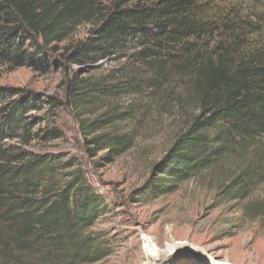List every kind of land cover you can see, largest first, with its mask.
<instances>
[{
    "label": "trees",
    "instance_id": "obj_1",
    "mask_svg": "<svg viewBox=\"0 0 264 264\" xmlns=\"http://www.w3.org/2000/svg\"><path fill=\"white\" fill-rule=\"evenodd\" d=\"M101 2L0 0V72L25 66L49 71L52 54L82 22L95 25L85 39L64 45L60 55L68 63L96 62L130 47H140L145 58L166 49L168 68L159 72L190 78L197 113L154 164L151 180L133 191L134 199L149 201L191 178L218 174L219 198L249 199L242 213L264 225V198L250 200L264 184V44L221 43L195 53V41L214 26L199 0ZM148 27L155 31L145 32ZM101 90L68 72L66 101L0 85V264H96L112 255L110 240L93 230L106 208L102 195L80 169L70 170L72 158L32 149L34 140L62 137L57 108L69 104L79 111L106 94ZM79 120L87 149L109 148L108 161L134 144L132 131L99 132V119Z\"/></svg>",
    "mask_w": 264,
    "mask_h": 264
},
{
    "label": "rangeland",
    "instance_id": "obj_2",
    "mask_svg": "<svg viewBox=\"0 0 264 264\" xmlns=\"http://www.w3.org/2000/svg\"><path fill=\"white\" fill-rule=\"evenodd\" d=\"M112 1L102 0L101 4L107 7ZM199 2L203 17L214 26L209 34L195 41V53L209 51L221 43L239 44L242 48L264 44V0ZM94 25V22L80 23L59 44L60 50L51 56L53 64L49 71L28 66L13 71L3 68L0 85L25 87L66 101L68 72L70 78L86 79L106 93L93 97L96 101L85 102L86 106L79 111L69 104L57 108L56 124L62 137L52 142H32V149L37 152L63 153L65 159L72 158L75 164L70 170L80 169L104 198L106 208L93 230L104 233L113 253L96 264H264V225L242 213L249 199L219 198L218 174L210 180L191 178L180 183L174 192L149 201L134 199L133 191L151 180L154 164L197 113V101L190 78L161 76L160 67L167 69L169 63L166 49L156 48V54L149 52L148 58L138 54L140 47H130L96 62L64 60L60 55L64 45L88 37ZM149 31L155 29H145ZM79 116L86 124L99 119L103 126L99 132L132 131L134 144L113 161L105 158L109 148L92 154L87 149V135ZM229 175L227 172L222 178ZM259 198H264V184L253 192L250 200ZM147 236L153 239L158 253L149 255L144 242ZM174 245L178 248L173 252H164Z\"/></svg>",
    "mask_w": 264,
    "mask_h": 264
},
{
    "label": "bare ground",
    "instance_id": "obj_3",
    "mask_svg": "<svg viewBox=\"0 0 264 264\" xmlns=\"http://www.w3.org/2000/svg\"><path fill=\"white\" fill-rule=\"evenodd\" d=\"M144 242H146V244H145V246H146V248H147V250H148V253H149V255H151V254H156V253H158L159 251H158V248L156 247V244L154 243V241H153V239L151 238V237H146L145 238V241ZM178 248V245H174V246H172V247H167L166 248V250L164 251L166 254H169L170 252H173L175 249H177ZM218 263V262H217ZM219 264V263H218ZM221 264H229V263H221Z\"/></svg>",
    "mask_w": 264,
    "mask_h": 264
},
{
    "label": "water",
    "instance_id": "obj_4",
    "mask_svg": "<svg viewBox=\"0 0 264 264\" xmlns=\"http://www.w3.org/2000/svg\"><path fill=\"white\" fill-rule=\"evenodd\" d=\"M210 261H212V260H210Z\"/></svg>",
    "mask_w": 264,
    "mask_h": 264
}]
</instances>
